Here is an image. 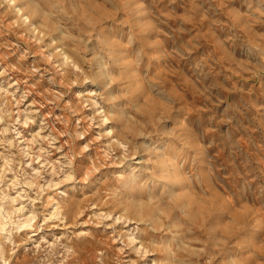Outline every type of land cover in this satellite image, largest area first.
<instances>
[{
	"label": "rangeland",
	"instance_id": "obj_1",
	"mask_svg": "<svg viewBox=\"0 0 264 264\" xmlns=\"http://www.w3.org/2000/svg\"><path fill=\"white\" fill-rule=\"evenodd\" d=\"M0 264H264V0H0Z\"/></svg>",
	"mask_w": 264,
	"mask_h": 264
},
{
	"label": "bare ground",
	"instance_id": "obj_2",
	"mask_svg": "<svg viewBox=\"0 0 264 264\" xmlns=\"http://www.w3.org/2000/svg\"><path fill=\"white\" fill-rule=\"evenodd\" d=\"M156 167H158V165H156ZM157 175V174H156ZM163 177H165V175H163ZM139 184V183H138Z\"/></svg>",
	"mask_w": 264,
	"mask_h": 264
}]
</instances>
